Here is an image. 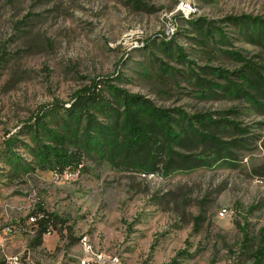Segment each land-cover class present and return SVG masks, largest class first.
<instances>
[{
    "label": "rangeland",
    "instance_id": "374dc122",
    "mask_svg": "<svg viewBox=\"0 0 264 264\" xmlns=\"http://www.w3.org/2000/svg\"><path fill=\"white\" fill-rule=\"evenodd\" d=\"M262 79L264 0H0V258L71 264L84 257L87 236L120 264H256ZM94 82L117 110L110 86L167 111L182 134L173 153L157 144L124 156L101 144L70 149L75 162L63 170L42 160L36 116L49 110L45 121L62 130L64 108ZM147 151L159 160L150 172L132 161L150 160ZM163 160L188 163L167 169ZM41 209L54 223L39 239Z\"/></svg>",
    "mask_w": 264,
    "mask_h": 264
},
{
    "label": "trees",
    "instance_id": "16d2710c",
    "mask_svg": "<svg viewBox=\"0 0 264 264\" xmlns=\"http://www.w3.org/2000/svg\"><path fill=\"white\" fill-rule=\"evenodd\" d=\"M180 54L183 55L182 52ZM238 57L244 60L241 56ZM250 69L252 70L251 67ZM262 81L264 83V79ZM98 87L99 84L94 82L93 85L86 86L74 94L69 106L63 110L62 121L64 124L62 130L50 126L45 121V118L50 113L49 110L39 112L33 126L34 138L38 146V156L42 160L48 162L49 166H60V170H63L67 167H73L72 165L75 162L72 152L69 153L70 149L81 146L88 152L101 144L102 147L110 148L111 154L118 152L124 154V156L150 150L157 144H160L159 149H166L169 155L173 153L172 143L180 142L182 134L177 133L172 128V117L167 111L157 108L149 99L142 95L110 86L112 92L120 100L117 110L108 100L96 93ZM237 90H240V87H237ZM93 109L101 110L106 119L111 117L113 119L116 114L119 118H123V121H118L117 123L100 122L91 113ZM83 119H85L86 123L84 128H82V133L79 135L77 132L80 126L78 125H82ZM198 121L204 123L202 119H198ZM224 121L236 128L238 127L232 120ZM73 124H76L75 130L70 129ZM188 131L191 134L195 133L192 122L189 123ZM73 132H76V134ZM154 134H160L161 141H154ZM197 136L205 139V136ZM45 137L48 138V143H42ZM209 140L212 139L210 138ZM147 154V158L150 160L139 159L132 161H134L136 167L150 172L157 168L159 160H154L149 151H147ZM163 161H165L164 164L167 169L181 167L188 163L187 160ZM207 165L210 164L208 163ZM41 211H43L41 214L38 213L35 216V223L39 226V239H42L43 235L49 232L50 225L54 223L51 214L46 213L42 209ZM262 256H264V248L255 252L256 264H260Z\"/></svg>",
    "mask_w": 264,
    "mask_h": 264
},
{
    "label": "built area",
    "instance_id": "2783aa9c",
    "mask_svg": "<svg viewBox=\"0 0 264 264\" xmlns=\"http://www.w3.org/2000/svg\"><path fill=\"white\" fill-rule=\"evenodd\" d=\"M171 35L167 37H172V30L174 26H171ZM227 210H221L220 216H225ZM35 221L36 218H33ZM7 232H11L12 228L9 226L6 229ZM84 238H88L84 236L81 238L82 243H84ZM89 247V254L88 258H78L75 262L71 264H120L118 255L109 256V255H102V260H91V252H95L93 246H86ZM18 260H25L22 254H5L2 258H0V264H17Z\"/></svg>",
    "mask_w": 264,
    "mask_h": 264
},
{
    "label": "bare ground",
    "instance_id": "6f19581e",
    "mask_svg": "<svg viewBox=\"0 0 264 264\" xmlns=\"http://www.w3.org/2000/svg\"><path fill=\"white\" fill-rule=\"evenodd\" d=\"M167 33L170 34L169 32H167ZM173 34H174V31H172V35ZM81 246H82V249H83L84 254H85L84 257H82V258H88L89 247H86V246H91L88 238H84V243H82V241H81ZM103 254H98L97 252H91V260H102ZM17 264H23L22 260H18Z\"/></svg>",
    "mask_w": 264,
    "mask_h": 264
}]
</instances>
